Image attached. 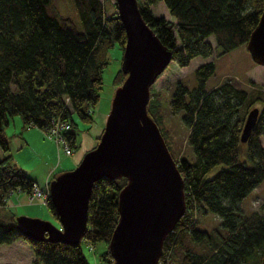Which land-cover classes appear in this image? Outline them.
<instances>
[{"label":"trees","instance_id":"trees-1","mask_svg":"<svg viewBox=\"0 0 264 264\" xmlns=\"http://www.w3.org/2000/svg\"><path fill=\"white\" fill-rule=\"evenodd\" d=\"M137 0L139 10L171 58L187 64L196 54L220 55L246 43L264 0H162L173 18L155 14L150 4ZM53 0H0V149L6 152L9 138L3 124L18 113L23 125L48 131L57 123L63 139L76 146L73 113L92 121V106L99 97L107 50L115 41L123 49L125 29L116 3L106 10L102 0H71L73 13L60 11ZM214 36V44L208 39ZM215 69L213 59L193 69L195 83L176 80L168 106L182 110L186 140L193 151L175 157L157 108L150 97L147 111L156 121L183 177L185 210L166 233L159 264H261L264 252V212L244 213L239 201L264 179V85L244 87L232 80L212 84L207 79ZM161 73V72H160ZM159 73V74H160ZM125 77L119 67L118 85ZM259 102L256 121L247 139L240 141L248 109ZM156 111V112H155ZM99 135L96 137L98 139ZM219 166L211 174L212 168ZM54 173L50 179H52ZM125 176L100 177L94 181L82 239L93 244L103 240L102 263L110 264L108 240L118 219V191ZM37 183L10 154L0 156V204L14 189L30 192ZM46 205L57 214L49 196ZM264 206V202L262 203ZM207 211L219 216V226L203 228L200 217ZM15 214L0 217V244L24 240L33 252V263L91 264L80 242L33 239L15 225ZM202 246V247H201ZM4 264V263H2Z\"/></svg>","mask_w":264,"mask_h":264},{"label":"water","instance_id":"water-1","mask_svg":"<svg viewBox=\"0 0 264 264\" xmlns=\"http://www.w3.org/2000/svg\"><path fill=\"white\" fill-rule=\"evenodd\" d=\"M115 3L126 35L120 66L125 77L115 87L95 145L74 167L49 181V198L59 225L22 214L14 220L18 230L30 238L78 244L86 229L94 181L125 176L118 191V219L108 240L110 264H159L163 239L185 210L183 177L147 111L150 85L172 53L143 18L137 0ZM245 44L251 58L264 64V3ZM257 113L256 105L248 109L240 141L247 139Z\"/></svg>","mask_w":264,"mask_h":264},{"label":"rangeland","instance_id":"rangeland-1","mask_svg":"<svg viewBox=\"0 0 264 264\" xmlns=\"http://www.w3.org/2000/svg\"><path fill=\"white\" fill-rule=\"evenodd\" d=\"M53 1L60 11L73 13L71 0ZM102 1L106 10L111 11L114 8L115 0ZM150 6L155 14H162L165 17L173 18L162 0H157L150 4ZM208 39L214 44V36L212 34L209 35ZM121 57L122 48L115 41L107 50L108 61L102 69V83L99 97L92 106V121L89 123L85 122L76 113H73L77 127L76 146L73 147L71 153H65L63 143L57 142L53 135H48V131L35 125L24 126L18 113L8 116V121L3 124L4 133L9 138V150L6 154H10L12 160L31 177L38 180L37 182L40 185L45 178L49 180L54 173L74 167L84 152L95 145L97 138L92 128L94 126L103 128L117 85L113 79L115 72L121 66ZM210 59L215 61V69L207 79L208 84L220 80H232L244 87H249L252 81L257 85H264V64L257 63L251 58L245 43H241L220 55H216L215 51L207 56L196 54L184 65L178 64L171 58L151 84L152 96L150 103L157 108L159 122L165 130L175 157L183 153L190 156L193 154V151L186 140L188 129L180 119L182 110L171 112L168 106V100L174 88V83L179 79L188 85L194 84V67ZM254 105L258 106L259 102H256ZM90 138L91 142L89 141ZM260 142L264 146V136L260 138ZM4 153L0 149V156ZM218 166L219 164L215 165L209 174L215 171ZM263 202L264 179L239 201V205L244 213H249L253 210L264 212ZM10 212L15 215L22 214L30 217L49 219L59 225L58 219L50 212L45 200L40 197L29 199L28 193L25 190H12L6 196L5 202L0 204V217L8 218ZM199 224L211 231L214 227L219 226V216L211 211H207L200 217ZM80 245L91 264H104L99 258V252L107 246L103 240H97L93 244L81 240ZM32 259L33 252L30 246L22 239H15L11 242L0 244V264H41L39 262L33 263Z\"/></svg>","mask_w":264,"mask_h":264},{"label":"built area","instance_id":"built-area-1","mask_svg":"<svg viewBox=\"0 0 264 264\" xmlns=\"http://www.w3.org/2000/svg\"><path fill=\"white\" fill-rule=\"evenodd\" d=\"M66 127H69V123L67 122L57 123L48 130V135H53L57 142L63 143V150L65 153H71L72 149L68 145V143L63 139L61 133V129ZM27 193L29 199H32L34 197H40L46 201V198L49 196L48 188H45L44 186L38 183H34L30 192Z\"/></svg>","mask_w":264,"mask_h":264},{"label":"crops","instance_id":"crops-1","mask_svg":"<svg viewBox=\"0 0 264 264\" xmlns=\"http://www.w3.org/2000/svg\"><path fill=\"white\" fill-rule=\"evenodd\" d=\"M101 130H102V127H96V126H94V128H92L93 133L96 135L95 137H97V136L100 134ZM89 141L91 142V138H90ZM92 143H93V142H92ZM91 145H93V144H91ZM8 150H9V149H8ZM8 150H7V151H8ZM7 151H6L5 153H8ZM32 178H33V177H32ZM33 179H34V178H33ZM34 180H36V179H34ZM49 180H50V178H49ZM49 180H48V178H45L41 184L44 185V186H46V187H48ZM36 181H38V180H36Z\"/></svg>","mask_w":264,"mask_h":264}]
</instances>
